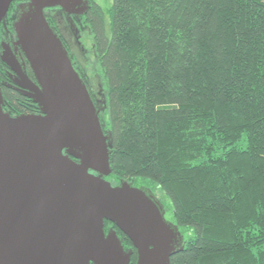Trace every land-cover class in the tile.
<instances>
[{
	"label": "trees",
	"instance_id": "16d2710c",
	"mask_svg": "<svg viewBox=\"0 0 264 264\" xmlns=\"http://www.w3.org/2000/svg\"><path fill=\"white\" fill-rule=\"evenodd\" d=\"M86 22L111 134L105 179L161 201L183 236L170 264H264V0H109ZM2 93L4 111L37 113Z\"/></svg>",
	"mask_w": 264,
	"mask_h": 264
},
{
	"label": "water",
	"instance_id": "95a60500",
	"mask_svg": "<svg viewBox=\"0 0 264 264\" xmlns=\"http://www.w3.org/2000/svg\"><path fill=\"white\" fill-rule=\"evenodd\" d=\"M13 28L36 83L9 49L2 57L24 81L16 84L37 113L11 115L0 87V264H129L115 225L136 250L135 264H170L183 248L177 226L147 187L111 184V134L44 10L83 14L87 0H0V25L10 5Z\"/></svg>",
	"mask_w": 264,
	"mask_h": 264
},
{
	"label": "flooded vegetation",
	"instance_id": "af4514ba",
	"mask_svg": "<svg viewBox=\"0 0 264 264\" xmlns=\"http://www.w3.org/2000/svg\"><path fill=\"white\" fill-rule=\"evenodd\" d=\"M19 3L20 1L13 2V7L10 6L6 17L0 25V87L1 90L7 88L21 93L20 90L17 88L16 84H23L24 81L20 78V76H17L14 71H12V69L6 62L1 59L2 57L6 59L9 58V54L7 53V49H9L11 53L13 52V54L21 64V67L24 69L28 78L36 83L34 74L24 53L19 47L17 50H15L13 45V42L16 40V35L13 28V22L15 20L14 10ZM87 5L88 8L85 13L76 15H68L67 12L64 11V9H62L60 6L49 7L44 10L46 20L48 21L51 28L61 39L63 45L65 46L69 55L72 58L73 65L79 71L80 75L81 72L75 65L73 54L71 53V46L80 47V38L82 33L86 29L90 31V27L86 22V17L92 11V7L97 4H95L94 0H87ZM94 98L93 100L96 103L100 101L95 95ZM36 112H39L38 108L36 109Z\"/></svg>",
	"mask_w": 264,
	"mask_h": 264
},
{
	"label": "rangeland",
	"instance_id": "374dc122",
	"mask_svg": "<svg viewBox=\"0 0 264 264\" xmlns=\"http://www.w3.org/2000/svg\"><path fill=\"white\" fill-rule=\"evenodd\" d=\"M95 4L106 7L109 0H94ZM81 44L79 46H71V53L73 54V59L75 65L82 72L84 78L87 80L92 93L97 97V99H102V76L99 70L97 57L94 51L93 37L89 30H85L80 38ZM112 183L111 180H108ZM167 221L171 222V217L169 214L165 215Z\"/></svg>",
	"mask_w": 264,
	"mask_h": 264
}]
</instances>
